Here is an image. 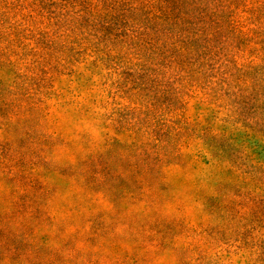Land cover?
<instances>
[{
  "label": "rangeland",
  "instance_id": "rangeland-1",
  "mask_svg": "<svg viewBox=\"0 0 264 264\" xmlns=\"http://www.w3.org/2000/svg\"><path fill=\"white\" fill-rule=\"evenodd\" d=\"M98 2L104 15L94 19L103 38H122L139 26L144 29L143 46L156 49L165 58L164 67L176 73L175 79L163 82L167 89L146 74L132 75L134 87L153 97L154 107L162 106L179 114L186 106L193 115L197 105L211 109L227 107L243 118L237 119L236 130L241 136V150L247 148L245 136L264 135V4L260 0H255L259 6L248 10L247 21L239 27L228 16L214 11L217 0ZM229 2L238 5L240 0ZM33 3L42 10L60 6L62 10L59 19L54 18L45 26L49 31L37 30L23 16L16 23L12 35L18 41L17 65L10 67V60L5 63L6 55L0 49V188L5 190L0 192V259L7 256L10 264H16L32 251L35 264H65L57 249L67 252L83 242L89 247L100 245L105 251L111 247L115 252L122 245L139 246L137 240L142 231H155L163 244V239L177 233L178 226L151 216L146 193L167 192L185 156L159 153V145L173 139L161 122L137 120L134 112L119 113L116 118L119 131L106 154L84 162L82 167L98 170L107 178L111 194L107 203L97 196V203L92 206L69 207L66 191L73 184L74 171L44 162L42 154H58L63 141L41 121L51 122L58 116V109L67 103L65 96L83 75L69 68L79 65L82 57L70 44L53 37L64 27L65 17L76 25L88 23L84 9L90 0H60L59 4L54 0H33ZM6 22L0 15V26ZM19 62H26V71L18 70ZM179 83H184L187 91L181 89L183 103L178 101L173 106L170 90L179 87ZM210 83H219L220 87L213 89ZM41 103L47 105L46 109L41 108ZM253 116L256 127H246ZM191 150L189 145L181 151ZM261 151L264 149L258 148L253 153L256 159L253 167L262 162ZM33 169L39 171L33 174ZM81 175L85 176L83 195H91L90 177L86 172ZM210 191L207 210L221 213L226 219L234 218L241 242H246L252 232L264 231V190L258 185L249 191L237 178L216 174ZM6 197L11 198L7 212L3 203ZM109 204L115 215L106 211ZM12 217L21 219L15 232L8 227ZM118 225L127 227L120 236L106 240L107 234ZM207 235L222 234L212 229ZM176 239L183 237L176 234ZM85 258L91 257L85 254ZM110 258L111 264H127L129 259L115 254ZM93 264H99V259ZM252 264H264V250L257 249Z\"/></svg>",
  "mask_w": 264,
  "mask_h": 264
},
{
  "label": "clouds",
  "instance_id": "clouds-1",
  "mask_svg": "<svg viewBox=\"0 0 264 264\" xmlns=\"http://www.w3.org/2000/svg\"><path fill=\"white\" fill-rule=\"evenodd\" d=\"M54 2L59 4L60 0ZM260 4H264V0H260ZM258 6L255 0H240L238 5L231 4L229 0H217L214 11L228 16L239 27L247 21L248 10ZM61 10L62 6L42 10L33 0H0V15L7 21L0 26V49L6 55L4 62L10 60V67L17 65L15 53L19 51L16 48L18 41L13 40L12 33L22 16L37 30L49 31L45 26L50 25L52 19H59ZM84 14L88 23L76 25L65 17L62 21L64 27L53 37L60 43L70 44L71 49L82 57L79 65L74 69L71 66L69 68L83 75L65 96L67 103L58 109V116L53 117L51 122L47 119L41 121L45 128H51L63 141L58 154H42L43 160L48 165L59 164L74 171L73 184L66 191L69 207L92 206L97 203V196L107 203L111 201L107 178L98 170L91 171L82 165L89 158L94 160L106 154L115 133L119 131L116 123L119 113L134 112L137 120L161 122L170 130L173 139L159 145V153L176 157L184 155L185 160L179 162L167 192L152 190L146 195L151 216L178 226L176 234L183 239L178 241L176 234H173L163 239L161 244V236L155 231H142L137 240L139 246L122 245L115 252L111 247L105 251L100 245L89 247L81 242L67 252L57 249L65 264H93L97 259L99 264H111L112 254L126 255L129 257L127 264H252L257 249L264 250V231L252 232L246 242H241L237 221L234 218L226 219L221 213H210L206 208V200L211 195V181L216 174L237 178L239 183L247 185L249 191L257 185L264 190V182H260L264 181V151L259 152L262 162L253 167L256 164L253 153L258 148L264 149V135L252 138L245 136L243 142L247 148L241 150V136L236 130L239 127L237 119L243 118L239 113L233 114L227 107L211 109L197 105L195 115L186 106L180 109L179 114L167 111L162 106L154 107V98L145 96L134 87L132 75L146 74L158 86L167 89L163 82L175 79L176 73L164 67L165 58L156 49L143 46L144 29L137 26L122 38H103V32L94 19L104 15L98 0H90ZM18 70L26 71V62H19ZM188 82H191V77ZM209 87L219 88L220 84L210 83ZM181 89L187 91L184 83L170 90L171 105L175 106L178 101L183 103L180 99L183 95ZM43 99L41 97V101ZM40 106L42 109L47 107L43 103ZM247 126L256 127L255 116L249 119ZM189 145L192 150L182 153L181 150ZM38 171L33 169V174ZM85 172L90 177L89 186L93 188L92 194L88 196L83 195L85 176L81 173ZM4 191L0 188V192ZM3 203L7 212L11 198H4ZM106 211L115 215L111 204ZM20 223L19 217H12L8 227L15 232ZM125 227L118 225L105 239L110 241L120 236ZM212 229L222 235L208 236L207 232ZM85 254L91 258L86 259ZM0 264H10V260L5 256L0 259ZM16 264H35L32 251Z\"/></svg>",
  "mask_w": 264,
  "mask_h": 264
}]
</instances>
